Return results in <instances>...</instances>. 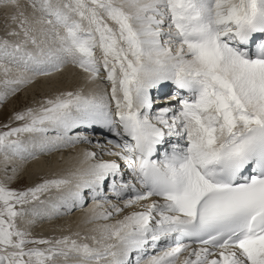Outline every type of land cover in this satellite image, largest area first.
Segmentation results:
<instances>
[{
	"label": "snow or ice",
	"instance_id": "1",
	"mask_svg": "<svg viewBox=\"0 0 264 264\" xmlns=\"http://www.w3.org/2000/svg\"><path fill=\"white\" fill-rule=\"evenodd\" d=\"M0 4L19 8L18 0ZM30 6L40 15L29 21L19 12L24 35L32 30L26 25H39L53 46L33 52L0 42V54L12 47L20 66L4 85L28 84L71 63L90 82L103 70L110 91H63L16 113L24 123L0 132V153L24 159L87 140L68 135L81 125L106 127L119 138L107 141L108 154L128 164L140 187L117 183L116 159L96 160L72 173L75 185L51 214L83 205L85 190L100 208L108 181L123 206L110 204L90 220L108 221L134 205L140 210L97 225L93 245L69 236L35 238L17 220L50 213L24 206L44 205L42 193L72 180L46 179L25 190L0 182V264H57L56 257L70 256L81 258L77 264H141L149 248L155 254L144 264H177L182 254L180 264H264V0H32ZM165 82L176 91L156 100L150 90ZM50 131L54 140L31 148L19 138ZM169 137L178 142L153 159ZM96 155L84 153L88 161Z\"/></svg>",
	"mask_w": 264,
	"mask_h": 264
},
{
	"label": "bare ground",
	"instance_id": "2",
	"mask_svg": "<svg viewBox=\"0 0 264 264\" xmlns=\"http://www.w3.org/2000/svg\"><path fill=\"white\" fill-rule=\"evenodd\" d=\"M18 4L20 7L24 6L23 3H20V0ZM10 9L12 10L11 7L9 8V5L5 9L6 13H8L6 14L7 18L8 16H10L11 13V11L9 13ZM28 9L30 10V8ZM28 9L25 10L24 8L26 17L29 19V21H34L36 19V17H34L35 14L33 15ZM15 26L16 23L13 25V27ZM29 27H31L32 29L30 32V36L35 37L37 41L35 45L31 43V39L29 40L27 37L23 36L24 34L21 31L19 32L18 35H14V37H12L11 34L8 33V31L6 32L4 30H0V34L5 36L6 38L11 37L12 38V39L10 38L11 41L12 42L16 41V43H20L23 40L25 41L26 44V41L28 40L29 47L27 50L33 52H36L38 50V47L47 48L53 46L52 41L48 37L44 38L45 35L39 31V27H40L39 25L32 24L29 25ZM16 28L19 29L17 26ZM6 30H9V28ZM21 47L23 48V46ZM11 63L12 64H10V67H8L11 69V71L6 75L5 78L2 77L3 75H5V73L2 71H1L2 73L0 72V81H2V83L5 79H15L16 76L18 75L20 66L13 62ZM106 82H107L106 79H99L94 82H90L87 80V73H85L82 69L74 66L73 64L68 63L65 64L63 68L57 72L50 73L47 76H36L32 79L30 83L23 85L22 94L23 97H25V101H27L26 103H28L27 106L24 107V109H28L29 107L31 109H37L46 98H51L63 91L80 90L85 95H90L105 90L110 91V83L108 82L109 84L108 85ZM16 86L17 85H8V86L4 85L3 88L4 91L8 93V91L12 92V89H14V87ZM165 95H168V93ZM10 106H11V110L13 111V106L12 105ZM113 109H114V103H113ZM79 127H83L85 128V130L82 129H81L82 131L80 129L77 130V128ZM79 127L73 129L72 132L70 131L69 132L70 134L68 133V135L76 136L79 134L82 136H87L88 137L87 140H77L75 142H69L64 144L63 146L54 147L51 150L43 151V152L37 150L34 156L27 157L25 155L24 159H21L19 156L13 155V157H10L8 160L2 161L4 158L0 160V176H2L3 180L10 181L15 176H19V177L21 176L22 179L25 178L27 180L28 188L34 187L35 185L42 183L46 179L67 178L72 180V184L62 186L59 190L58 189L53 190L54 189L53 188L52 189L53 191L51 192L49 191L47 194L42 195L40 199L46 202L44 205H40L38 202L35 206H33L47 210L50 213L49 215H45L43 217H33L31 213H26V215L21 219V222L26 224V226L24 227L31 232L30 234L32 237L48 238L50 240H55L58 238H62L64 236H69L73 239H76L78 242H85L88 243L89 245H93L92 237L94 235L98 236V232L95 231L97 225L104 223H114L116 220L122 219L123 215H126L133 210H140L139 205H134L132 207L124 209V211L120 214H115L108 221L90 220V216L94 211L99 212L104 209L111 210L109 208L110 204H117L122 207L123 200L116 201L103 196L102 198L99 199L101 207L97 208V201L92 198L89 190H85L86 193H88L89 200H86L84 204H86V202L88 201L91 202L87 207H84V204L76 206L75 208L77 209L74 210L75 212L71 214L68 213L72 209L66 210L64 208H61L59 214H51L52 212L51 205L58 203L59 197L65 194L69 188L75 185L77 177L73 176L72 173L81 171L82 169L87 167L88 163H93L96 160L116 159L118 163L121 161L119 160V158L108 154L107 149L110 146L103 142L104 140L103 135H105V131H106L105 128H102L103 126L92 125L91 127H89L86 125H81ZM49 133L54 134L56 132L50 131L47 134ZM55 138H56L55 136L52 135L48 136L46 134H41V133H27L26 135L23 136L22 140L25 141L26 145H28L31 148L33 144L38 145L42 141H52ZM98 144L101 147L98 148L97 147ZM88 151L97 153L95 160L93 161L85 160L84 153ZM111 151H116V150L113 148L111 149ZM149 202L151 201L150 200L143 201L142 203L146 204ZM31 206L32 205H29L28 208H31ZM30 221H34V222H30ZM43 247H46V245H44ZM183 255L186 254H182L178 258L177 264H180V260L183 259ZM148 256L144 258L145 260L141 261V264H144V262L148 259ZM80 259L81 258L77 256H70L67 258L56 257L57 264H65V261H67V264H77V262L80 261ZM134 261H135V256H134ZM85 264H96V262L87 261L85 262Z\"/></svg>",
	"mask_w": 264,
	"mask_h": 264
},
{
	"label": "rangeland",
	"instance_id": "3",
	"mask_svg": "<svg viewBox=\"0 0 264 264\" xmlns=\"http://www.w3.org/2000/svg\"><path fill=\"white\" fill-rule=\"evenodd\" d=\"M18 2H19V0H18ZM31 2H32V0H20V3H23V7H20L19 6V8H17V7H12L11 5H9V8L11 7L12 8V10L10 9L9 10V13H10V11H11V13H10V16H16L17 17V19L16 20H13L12 19V17H10V16H8V18H7V16H6V14H8V13H6V11H5V9H6V7H8V6H5L4 4H0V30H4V31H8V33H10L11 34V36L12 37H14V35H18L19 34V32L21 31L23 34H24V31L22 30V28L19 26V20H20V17H19V12H23L24 13V15L26 16V14H25V12H24V8H25V10H27L28 8H30V12L34 15V17H38L40 14H39V12H36L35 10H33V8L30 6L31 5ZM53 2H57V0H53ZM25 3H26V5H25ZM5 6V7H4ZM26 6V7H25ZM2 8V9H1ZM5 8V9H4ZM27 8V9H26ZM33 12H32V11ZM17 12V13H16ZM16 13V14H15ZM16 23V26L19 28V29H17L16 28V26L15 27H13V25ZM26 27H29V25H26ZM9 28V30H6V29H8ZM11 28V29H10ZM14 30H16V31H14ZM31 32V31H30ZM30 32H29V36H27V38L30 40V38L29 37H31L30 36ZM8 33H5V34H8ZM23 34H21V35H23ZM23 36H25V35H23ZM4 37V38H3ZM26 37V36H25ZM47 36L45 35L44 36V38H46ZM11 37H8V38H6L5 36H3L2 34H0V42H3V41H7L8 42V44L9 45H16V44H19V45H21V46H23V48H25V49H28V47H29V45H28V40L26 41V44H25V41H21L20 43H16V41H14V42H12L11 41V39H10ZM43 38V37H42ZM9 40V41H8ZM10 42H11V44H10ZM23 44H25V45H23ZM7 55H3V54H0V72L2 71L3 72V68L4 67H10V64H12L11 62L13 61V59H14V56H13V48H11V47H9L8 49H7ZM98 55H99V53H97ZM19 57V53H16L15 54V57ZM13 57V58H12ZM6 58V59H5ZM8 58V59H7ZM9 61V62H8ZM1 72V73H2ZM106 73L103 71V70H101V79H103V77H105L106 75H105ZM2 77H6V75H3ZM107 84H108V82H106ZM109 85V84H108ZM4 84L2 83V81H0V95H3V99H0V132H3V131H7L9 128H12V127H15V126H21L23 123H24V121H18V120H16V119H14V115L16 114V113H19V112H24V111H26L27 109H24V107L25 106H27V104L28 103H26L27 101H25V97H23V94H22V90H23V85H17L16 87H14V91L12 90V92L10 93L9 91H8V93H6L5 91H4ZM109 88V87H108ZM10 105H12L13 106V111L11 110V106ZM24 105V106H23ZM28 109H30V107L28 108ZM85 130V128H83V127H79V128H77V130ZM81 130V131H82ZM72 132V131H71ZM86 133V132H85ZM27 133H21V134H19V138L20 139H22L23 138V136L24 135H26ZM70 134V133H69ZM72 134V133H71ZM46 135H52V136H57V133H54V134H51V133H49V134H46ZM89 136V135H88ZM87 137V136H86ZM16 137H12V139H15ZM10 157H13V155H11V154H9V158ZM4 158V154L3 153H0V160H2ZM5 159H3L2 161H4ZM5 168V167H4ZM0 182H2V183H5L7 186H9L10 188H13V189H16V190H25V189H27L28 188V182H27V180L25 179V178H21V176L19 177V176H15L14 178H12V180H10V181H4L3 180V178H2V176H0ZM54 188V189H53ZM53 188H51V190L49 189L48 191H46V192H44V193H42L41 195H40V198L42 197V195H44V194H47L49 191L51 192V191H53V190H56L57 188H55V187H53ZM53 189V190H52ZM60 189V188H59ZM58 189V190H59ZM104 196V195H103ZM86 200H89V196H88V199H86ZM38 203V201H34V202H32L31 204H29V205H32L31 206V208L33 207V206H35L36 204ZM91 202H86V204H84V207H87L89 204H90ZM29 205H25L24 207L25 208H28L29 207ZM17 207H19V206H17ZM77 208H74V209H72L68 214H71V213H74L75 211L74 210H76ZM63 211H65V210H63ZM26 215V214H25ZM17 224H18V227H20V228H24V230L26 229L24 226H26V224L25 223H23V222H21V219H18L17 220ZM29 233H31L28 229H26ZM34 232V231H33ZM45 239H48V238H45ZM31 246V245H30ZM44 245H39V247H43ZM80 258V257H79ZM133 261H134V255H133ZM143 260H145V259H143ZM142 260V261H143ZM95 262V261H94Z\"/></svg>",
	"mask_w": 264,
	"mask_h": 264
}]
</instances>
